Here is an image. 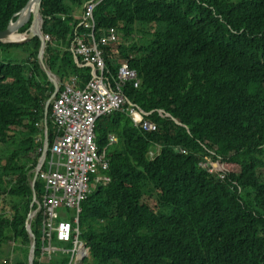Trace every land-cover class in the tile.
Instances as JSON below:
<instances>
[{
    "label": "trees",
    "instance_id": "trees-1",
    "mask_svg": "<svg viewBox=\"0 0 264 264\" xmlns=\"http://www.w3.org/2000/svg\"><path fill=\"white\" fill-rule=\"evenodd\" d=\"M28 1L0 0V32ZM91 1L41 2L44 60L60 82L77 75L83 86L91 76L69 50L90 34L81 16ZM93 16L95 41L110 29L117 34L114 45L102 47L108 74L122 63L137 72L140 86L127 85L124 96L155 130L134 126L123 112L97 120L108 182L81 204L83 264H264V0H101ZM39 45L36 37L0 42V146L14 145L0 158V258L13 243V264H28L26 221L36 209L30 182L53 90L36 60ZM43 190L36 181L40 202ZM31 229L34 264H70L71 253L62 251L41 260L43 213Z\"/></svg>",
    "mask_w": 264,
    "mask_h": 264
},
{
    "label": "built area",
    "instance_id": "built-area-1",
    "mask_svg": "<svg viewBox=\"0 0 264 264\" xmlns=\"http://www.w3.org/2000/svg\"><path fill=\"white\" fill-rule=\"evenodd\" d=\"M100 2L92 0L81 16L90 34L75 38L69 46L77 66L89 68L91 76L83 86L78 84L77 75L60 83L51 110L54 140L36 176L44 187L40 207L48 238L45 255L58 251L52 245L54 239L63 243L73 242L71 263H76L85 253L78 229L81 204L95 187L108 182L103 175L108 169V160L95 142L97 120L113 112H123L134 126L147 132L155 130V125L145 120L144 113L124 96L127 85L134 89L140 86L137 72L127 63H122L115 76L108 74L102 47L114 45L117 34L110 29L98 42L95 41L93 12ZM45 39L48 40V36ZM108 141L114 143L116 138L109 135ZM203 167L212 173L207 165ZM219 179L223 180V176ZM71 214L72 221L61 219Z\"/></svg>",
    "mask_w": 264,
    "mask_h": 264
},
{
    "label": "water",
    "instance_id": "water-1",
    "mask_svg": "<svg viewBox=\"0 0 264 264\" xmlns=\"http://www.w3.org/2000/svg\"><path fill=\"white\" fill-rule=\"evenodd\" d=\"M42 0H29L25 6L17 13L14 15L15 21H12L8 24L5 30L0 32V42L1 43H13V44H24L32 40L33 38H38L40 45L38 48L36 60L38 63L39 68L41 71L45 74L47 80L51 83L53 90L52 93L50 94L49 98L46 100L44 104V116H43V148L42 152L38 158L37 165L34 168L33 172V177L30 182V188L33 193V204L32 205H39V201L36 198V193H34V185L36 182V176L41 169L44 160H45V155L47 151V112H48V107L50 103L53 101L55 98L57 91L60 86V81L59 79L50 72L49 68L45 64L44 60V54H45V48H46V43H45V36L43 35L41 28L43 24V19L40 14V5H41ZM28 22H30V25L26 31V33L23 35L22 38L19 40H14V41H8L7 39L9 38L10 35L14 33H18L19 29L22 28L24 25H26ZM36 22V25L34 26V23ZM178 151V150H176ZM40 209L37 208L35 210H32L27 218L26 221V230L29 234V237L31 239L30 243V250H29V255H28V264H34L35 261V249H36V237L32 232L31 229V222L38 216Z\"/></svg>",
    "mask_w": 264,
    "mask_h": 264
},
{
    "label": "rangeland",
    "instance_id": "rangeland-1",
    "mask_svg": "<svg viewBox=\"0 0 264 264\" xmlns=\"http://www.w3.org/2000/svg\"><path fill=\"white\" fill-rule=\"evenodd\" d=\"M138 28H142L140 25H138ZM18 35H24L25 33H17ZM12 51V50H11ZM13 53L14 52H16V51H12ZM0 56H2V54L0 53ZM116 138V137H115ZM115 143V142H114ZM14 148V145H12V144H9V145H4V146H0V158H5V156L9 153V151H11L12 149ZM204 165H207V166H209V163H205V164H203L202 165V168L203 169H205L203 166ZM235 173H237L238 172V169H235V170H233ZM33 172L34 171H32V174H33ZM106 184H107V182H106ZM103 186V185H102ZM43 201V200H42ZM40 203H42V202H40L39 201V205H37L38 206V208L40 209V211L39 212H42V209H41V207H40ZM36 206V205H35ZM37 206H36V208H37ZM43 213V212H42ZM4 249L6 250V255H5V261H6V263H8V264H13V259H14V257H13V255H12V249H13V243H8V244H5L4 245ZM15 253H16V256L17 257H19V256H21V252L19 251V249H16L15 250ZM5 261H4V258L3 257H1L0 258V264H5ZM43 261H45V262H48L49 261V259L48 258H44V260ZM77 264H80V259H79V261L77 262Z\"/></svg>",
    "mask_w": 264,
    "mask_h": 264
},
{
    "label": "clouds",
    "instance_id": "clouds-1",
    "mask_svg": "<svg viewBox=\"0 0 264 264\" xmlns=\"http://www.w3.org/2000/svg\"><path fill=\"white\" fill-rule=\"evenodd\" d=\"M48 40H49V38H48ZM48 40H46L45 39V42L46 41H48ZM113 136V135H112ZM116 141H117V139H116ZM96 142V141H95ZM116 143V142H115ZM113 144V143H112ZM97 145V144H96ZM102 153H105V152H102ZM106 155V154H105ZM107 158V157H106ZM209 168H210V165L208 166ZM211 169V168H210ZM212 170V169H211ZM205 171L207 172V170L205 169ZM208 173V172H207ZM209 174V173H208ZM212 174V173H211ZM210 174V175H211ZM220 176H218V178H219ZM37 181V180H36ZM37 198V197H36ZM72 213V212H71ZM39 215V214H38ZM79 216H80V214H79ZM38 217V216H37ZM36 217V218H37ZM35 218V219H36ZM62 220L64 219L65 221H72V219H73V216H72V214L71 215H69L68 217H62L61 218ZM31 225H32V222H31ZM74 227H75V225H74ZM78 229H79V218H78ZM47 232V231H46ZM48 239V238H47ZM79 241L80 242H82V244H83V247H84V250H85V253H84V255L80 258V264H83V260H84V257L87 255V246H86V244L83 242V241H81L80 240V229H79ZM54 242H58V243H62V244H66V243H63V242H59V241H57L56 239H54L53 240V242H52V245H53V247L54 248H56L58 251L57 252H59V251H62V252H67V253H71V258H72V250H73V248H74V243L73 242H69V243H72L73 244V248L71 249V250H66V249H63V248H58V247H55L54 246ZM48 246V241H47V244L46 243H44V245H43V255H42V257H41V260L43 261L44 260V258H48L49 260L52 258V255L53 254H55L56 252H54V253H52L50 256L49 255H45V248ZM79 261V260H78ZM77 261V262H78ZM45 262V261H44ZM77 262L76 263H71V259H70V264H77Z\"/></svg>",
    "mask_w": 264,
    "mask_h": 264
},
{
    "label": "bare ground",
    "instance_id": "bare-ground-1",
    "mask_svg": "<svg viewBox=\"0 0 264 264\" xmlns=\"http://www.w3.org/2000/svg\"><path fill=\"white\" fill-rule=\"evenodd\" d=\"M36 25V22L34 23V26ZM22 38V35H18L17 33H14L12 35L9 36V38L7 39L8 41H14V40H19ZM52 108V107H51ZM153 124V123H152ZM156 153V152H155Z\"/></svg>",
    "mask_w": 264,
    "mask_h": 264
},
{
    "label": "crops",
    "instance_id": "crops-1",
    "mask_svg": "<svg viewBox=\"0 0 264 264\" xmlns=\"http://www.w3.org/2000/svg\"><path fill=\"white\" fill-rule=\"evenodd\" d=\"M60 83H63V82H60ZM157 151V150H156ZM105 152V151H104ZM105 154H106V152H105Z\"/></svg>",
    "mask_w": 264,
    "mask_h": 264
}]
</instances>
